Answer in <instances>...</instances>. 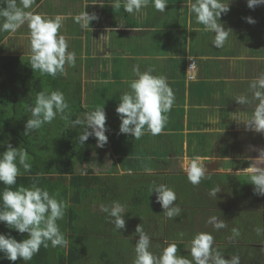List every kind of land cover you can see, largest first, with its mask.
<instances>
[{"label":"crops","instance_id":"crops-1","mask_svg":"<svg viewBox=\"0 0 264 264\" xmlns=\"http://www.w3.org/2000/svg\"><path fill=\"white\" fill-rule=\"evenodd\" d=\"M47 1L37 0L39 5L33 12L49 18L60 16L59 34L65 36L67 43L75 40L72 36L75 24L70 23L69 17L84 11L99 17L87 29L80 30L75 65L79 69L87 113L102 107L106 112L108 151L105 155L99 153L95 164L103 165V161L100 162L103 157L113 164L110 166L113 176L119 172L123 175L122 170L130 171L133 166H142L141 176L147 180L156 176L169 179L175 175L166 173L167 170L163 173L160 170L162 162L166 167L174 164L181 170V161L196 156L217 162L211 167L218 168V162H224L237 143L242 144L241 138L253 137V130L234 119L251 117L259 103L254 99L250 84L264 74V5L249 8L247 0H222L225 5L229 4L230 10L222 13L220 22L229 30V36L223 47L216 48L213 46L215 33L198 24L195 14L189 10L196 0H167L165 12L157 11L154 0H148V7L135 14L122 13L125 0H119V8L113 7L112 0H83L81 12L79 0L64 3L51 0L63 5L58 15L46 10ZM248 17L255 23H248ZM19 33L22 28L17 30L16 34ZM68 50L74 48L68 46ZM191 60L195 68L190 71ZM137 67L141 73L166 77L175 97L162 133L153 136L145 131L138 140L120 133L121 121L116 112L120 97L130 93V82L138 79L133 72ZM69 74L67 71L66 80H71ZM241 95L248 98V104L240 105L235 101ZM230 134L234 141L227 136ZM256 137L264 138V133L256 132ZM222 143L232 145L223 144L220 150ZM263 144L264 140L260 141V145ZM201 146H207L204 154L188 152V149L195 151ZM120 159H124V164L117 162ZM135 161L151 164H135ZM151 166V173L146 172L145 168ZM223 169L228 171L225 174L232 175L228 164ZM100 173L106 177L103 171ZM175 174L183 177V174ZM68 250L69 247L66 252Z\"/></svg>","mask_w":264,"mask_h":264},{"label":"clouds","instance_id":"clouds-1","mask_svg":"<svg viewBox=\"0 0 264 264\" xmlns=\"http://www.w3.org/2000/svg\"><path fill=\"white\" fill-rule=\"evenodd\" d=\"M6 7H0V32L15 33L21 26L27 23L30 30L31 56L29 64L34 72L39 71L42 75L53 78L57 74L65 73V65L74 67L76 63L75 53L68 50V44L64 35L59 34L62 19L60 16L49 18L33 11L32 6L36 0H0ZM114 8L120 7L119 0H112ZM249 8L264 5V0H247ZM148 7V0H125L124 11L129 14L140 13ZM154 8L159 12H165L167 0H154ZM190 12L195 14L196 22L202 24L206 31L214 32L213 46L221 48L229 36L220 22L222 13H227L229 4L225 5L222 0H196L190 5ZM99 17L93 13L84 11L75 17L76 23L82 29H87L91 22ZM248 23H255L251 17L246 18ZM133 72L138 79L130 82V93L123 94L119 99L116 112L121 121L120 133L129 134L135 139H140L145 131L151 135H160L168 121L169 113L174 104V93L168 85L164 76H153L150 72L141 73L139 68ZM254 99L258 100L251 117L243 119L237 117L236 121L243 122L248 130L257 133H264V74H261L250 84ZM235 101L240 105H246L249 100L245 96H237ZM31 118L25 125V135L41 129L45 124H50L59 116L68 120L66 112H70L64 94L52 91L50 94L39 92L36 95L34 106L29 108ZM106 112L104 107L84 114V118H77L71 121L73 127L83 125L84 131L79 135V143L84 144L89 137L97 139V147L103 148L108 143V131L106 127ZM31 157L27 150L15 148L11 143L7 144V150L0 153V183L6 187L0 192V223H4L9 229L20 234H28V238L18 241L10 234L0 233V253L4 258L13 262L22 259L25 264L30 262L41 246L68 247V239L60 230L57 223L63 220L69 204L66 200L57 199L59 193H50L46 188L33 184L31 187L20 185L16 190L12 186L17 184L18 176L31 171L29 163ZM256 161L264 160V150ZM23 170V172L21 171ZM246 172L250 174V183L254 185V191L258 195H264V167L251 164ZM146 172L151 173V168L146 167ZM188 180L193 185H198L205 178L206 168L200 157L193 158L186 168ZM151 194L155 192L156 202L164 210L168 218L179 217L181 209L174 206L177 200L176 193L166 185L154 186L150 189ZM214 189L211 195L215 196ZM100 211L113 218L111 222L116 230L126 229L125 206L114 201L109 207L101 204ZM209 223L219 230L226 227L223 221L217 222L216 217H211ZM261 232V229H257ZM136 233L139 239L135 244L136 258L133 264H239V257L225 259L218 251L213 249L214 238L210 233L201 232L195 235L191 241L192 260L183 255H177V244H169L164 248L162 254L157 257L149 251L150 237L146 234L141 225L137 226ZM233 235L238 236L239 232L233 229Z\"/></svg>","mask_w":264,"mask_h":264},{"label":"rangeland","instance_id":"rangeland-1","mask_svg":"<svg viewBox=\"0 0 264 264\" xmlns=\"http://www.w3.org/2000/svg\"><path fill=\"white\" fill-rule=\"evenodd\" d=\"M58 1L64 3L67 0ZM72 1L77 2V0ZM81 2H83V0H79V8L81 7ZM38 5L39 3L37 4L36 0V4L33 5L32 9H29V11H33V9L38 7ZM47 9H49L50 12L55 15L59 10L63 9V5H58V3L48 0L46 3V10ZM122 11V13H124L123 9ZM79 12H81V8L79 9ZM59 13L62 14V12ZM75 17L76 16L69 17L70 19H68L72 20L70 21L71 24H75L72 26L75 29L72 32V36L75 37V40L67 44L68 46H72L74 48V50L69 51L74 52L75 56H78L80 46L79 34L82 28L80 24L76 23ZM21 28L22 33L17 35L16 31L15 33H11L5 39L3 45L0 48V53L15 54L24 59H27L31 56L30 30L27 26V23L21 26ZM71 68L72 66L67 64L65 65V75L66 72L69 71L70 74L68 78L71 79V81L80 82L78 66L75 65L72 69ZM235 131L237 130H232V132ZM252 133L253 137L241 138V140L237 139L242 141V144L237 143L236 146L233 147L234 152H232V154H230L226 160H223L224 162H218V168H215L214 166L211 167L212 164H216L217 162L204 159L202 160L205 165L206 172L205 178H203L201 182L210 178V175L223 176L226 172H228L223 169L226 164H228V168H231L229 172L232 173V175H242L244 173V176H239L238 178L240 183L234 181L223 182L221 180L219 183L223 185L218 186L215 189L217 191L215 196L211 195L212 191L206 190L201 182L198 185L193 186L197 188V190H194L192 187L193 184L189 182L188 177H186L187 179H182L176 176L175 173L178 175L183 174V176H187L186 168L189 162L195 157L189 159L187 158L181 161L183 166L181 170L176 169V165L174 164H169L170 167L168 165L166 167V164L162 162L160 170L163 173L167 170L168 172L166 173L174 174L175 176H172L173 178L169 179H166L165 176H156L154 178H148V180L147 178H144V176H141L142 173L140 171L142 166H133L134 168H131L130 171L126 169L122 170L123 175H121V173L118 171L119 174L116 175L117 177L113 176L110 167L113 164L106 161L102 157L100 162L103 161L104 165L99 166L96 162V173L102 174L100 172L103 171V174L106 176L105 179L109 180L114 178L115 180H113L115 187L113 188V192L109 194V199L106 201L108 204L106 205L110 207L112 203L116 201L125 206L124 219L126 221V229H121L120 231L116 230L115 225L111 222L113 218L106 214V218H110L108 220L110 225L106 222L102 225V221L101 224H98L96 219L91 221V219L86 217L82 222L78 221V223L75 225V231H70L69 227L67 230L65 228L68 221V217L65 216L63 220L57 222L60 226V230L64 234L66 232V238L68 239L69 243H71L72 240L77 241V238L79 235H81L80 230L83 228L82 232L84 238L92 237L102 240L104 247L106 248V245L112 246L116 255L125 254L123 252L124 249H121V243L119 244L118 242L120 238L129 248L128 256L136 257L135 244L139 239L136 229L138 225H141L143 231L150 237L149 251L152 252L153 255L159 257L162 254L164 248H166L169 244L175 243L178 246L177 255H183L189 260H192L190 253L191 241L198 233L206 232L210 233L214 238L212 246L213 249L218 251L225 259H231L232 257L238 256L239 264H264V195L256 194L254 191V186H251L252 184L250 183V180L245 178V174H248L245 169L251 164H255L258 167H264V160H255L259 157L260 151L264 150V144L260 145V141L263 142L264 138L256 137L255 131H252ZM232 134L227 136H230L232 138L231 141H234ZM223 144H229L230 146L232 145V143H222L219 145L220 150ZM128 145L129 147H134L132 144ZM193 150L191 151V149H188V152H194V155H197V153L204 154L207 149L202 150L198 148L197 150L195 149V151ZM229 160H236V162H227ZM153 163L158 165L160 162ZM135 164L145 165L151 164V162L135 161ZM150 168H152V166ZM215 172L217 174H215ZM166 182L168 183V188L172 189L176 193L177 200L174 202V206H179L181 209L179 217H173L170 219L165 215L161 205L156 202V193L153 195V197L151 196V199L153 203L157 204V207H152L151 212L150 207L146 210L144 209L145 206L143 208H138L135 206L133 199L136 196L135 193L138 192L139 184L144 183V185H146V190L150 191V189H152L154 186L161 184L167 185ZM179 183L188 185L191 188L183 191L181 189L182 186L179 187ZM240 184H242V188ZM234 185L235 187L242 189L243 193L240 194V191L239 193L234 192ZM199 193L201 200H205L204 202H198L196 197L199 195ZM87 209L89 212L97 211V207L95 206L94 209V205L90 202H88ZM134 213H138L139 216H135L136 214ZM211 217H216L217 222L223 221L226 227L217 230L212 223H209ZM258 228L261 229V232L259 233L257 232ZM76 229L79 230V232H76ZM233 229H236L239 232L238 236L233 235ZM93 230L99 231L100 233L93 235ZM114 233L116 234L114 235ZM50 247H52L51 243ZM56 249L62 251L64 248L58 246ZM57 250L56 253L58 252ZM128 261L130 262L129 264H132V259L130 257ZM108 262H110L109 259H106V261L103 259L98 261L91 258L90 253H86V257H84L82 260H79V262L76 264H109ZM115 263L118 264L116 260H114L111 264ZM120 264H123L121 260ZM192 264H195V262L193 261Z\"/></svg>","mask_w":264,"mask_h":264},{"label":"trees","instance_id":"trees-1","mask_svg":"<svg viewBox=\"0 0 264 264\" xmlns=\"http://www.w3.org/2000/svg\"><path fill=\"white\" fill-rule=\"evenodd\" d=\"M0 7H6V4L0 3ZM9 35L8 32H0V48ZM29 58L24 59L19 55L0 53V153L6 151L7 144L11 143L15 148L27 150L31 157L29 163L32 165L30 172L18 176L17 184L12 188L16 190L20 185L31 187L36 184L38 187L46 188L50 193L58 192L57 199L66 200L69 204L65 215L68 217L66 230L69 227L70 231H75V225L78 221L82 222L86 217L91 221L96 219L98 224H101L102 221V225L105 222L110 225L108 221L110 218L107 219L106 213L100 211V205L108 204L106 201L115 187L114 178L105 179L96 173L95 168L97 155L99 153L105 155L108 151V145L106 144L103 148L97 147L95 137H89L84 144L79 143V135L83 133L84 126L76 125L73 127L71 124V121L77 118L83 119L84 114L87 113L84 108L80 82L66 80L64 78L65 73L63 75L58 73L53 78L46 74L42 75L39 71L34 72L29 64ZM41 91L49 94L52 91L63 93L70 108V112H66L69 119L66 121L57 116L50 124H45L41 129L25 135L26 122L31 118L29 108L34 106L36 95ZM200 148L206 149L207 146ZM107 156L105 157L110 160ZM124 162V159L119 160L121 165ZM21 171L23 172L22 169ZM239 176L244 175H214L202 181L201 184L206 190L213 191L218 186L223 185L219 183L221 180L240 183ZM180 178L187 179L185 176ZM245 178L250 180V175H246ZM145 186L144 183L139 184L138 192L135 193L136 196L133 201L138 208L145 206L144 209L147 210L150 207L151 212L152 207H157V204L153 203L151 199L155 192L151 194ZM181 186L183 191L191 188L179 183V187ZM240 186L242 188V184ZM5 187L4 184L0 183V192ZM193 189L197 190L196 187ZM233 190L238 193L240 191V194L243 193V190L235 187V185ZM196 198L199 202L205 201L201 200L200 193ZM88 202L94 205V209L96 206L97 211L89 212L87 209ZM0 206H2V200H0ZM137 215L138 213L135 216ZM82 229L77 241L72 240L69 243L68 253L66 252L67 248L59 251L56 247H50L49 242V247L41 246L40 251L34 255L28 264H76L86 257V253H90L91 258L98 261L109 259V264L114 260L118 264H120V260L123 264H129L130 257L133 264L136 257L128 256L129 248L120 238L118 242L121 243V249H124L125 254L116 255L114 248L110 245H106L105 248L102 240L92 237L84 238ZM77 231L79 232L76 229ZM0 233L10 234L18 241L28 238L27 233L20 234L7 228L4 223H0ZM92 233L94 235L100 232L93 230ZM0 264H13V262L4 258V254L0 253ZM15 264H25V262L20 259Z\"/></svg>","mask_w":264,"mask_h":264},{"label":"built area","instance_id":"built-area-1","mask_svg":"<svg viewBox=\"0 0 264 264\" xmlns=\"http://www.w3.org/2000/svg\"><path fill=\"white\" fill-rule=\"evenodd\" d=\"M194 68H195V64H194V62L191 60L190 65H189V70L191 71V70H193Z\"/></svg>","mask_w":264,"mask_h":264},{"label":"flooded vegetation","instance_id":"flooded-vegetation-1","mask_svg":"<svg viewBox=\"0 0 264 264\" xmlns=\"http://www.w3.org/2000/svg\"><path fill=\"white\" fill-rule=\"evenodd\" d=\"M215 174H217V173L215 172ZM211 176H214V175H210V177H211ZM215 189H216V188H215ZM198 202H199V201H198ZM249 214H250V213H249Z\"/></svg>","mask_w":264,"mask_h":264}]
</instances>
